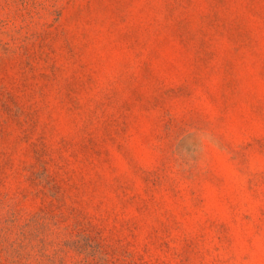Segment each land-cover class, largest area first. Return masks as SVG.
I'll return each mask as SVG.
<instances>
[{"label":"rangeland","instance_id":"obj_1","mask_svg":"<svg viewBox=\"0 0 264 264\" xmlns=\"http://www.w3.org/2000/svg\"><path fill=\"white\" fill-rule=\"evenodd\" d=\"M0 264H264V0H0Z\"/></svg>","mask_w":264,"mask_h":264}]
</instances>
